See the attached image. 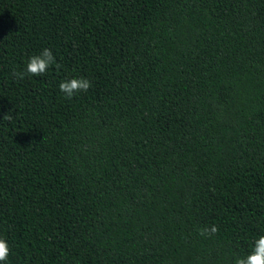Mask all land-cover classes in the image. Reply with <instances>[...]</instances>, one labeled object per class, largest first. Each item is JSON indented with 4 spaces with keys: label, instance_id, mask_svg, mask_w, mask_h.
Wrapping results in <instances>:
<instances>
[{
    "label": "trees",
    "instance_id": "1",
    "mask_svg": "<svg viewBox=\"0 0 264 264\" xmlns=\"http://www.w3.org/2000/svg\"><path fill=\"white\" fill-rule=\"evenodd\" d=\"M261 234L264 0H0L2 264H233Z\"/></svg>",
    "mask_w": 264,
    "mask_h": 264
},
{
    "label": "clouds",
    "instance_id": "2",
    "mask_svg": "<svg viewBox=\"0 0 264 264\" xmlns=\"http://www.w3.org/2000/svg\"><path fill=\"white\" fill-rule=\"evenodd\" d=\"M56 64L55 56L51 49L44 48L38 55H32L28 58L23 72H17L19 78H23L25 74L32 76L44 75L50 66ZM58 67V65H57ZM92 86L91 81L86 77H75L63 80L59 84V90L66 98L71 99L77 93L87 92ZM5 119H11L7 114L4 115ZM201 236L215 235L218 232V227L211 225L198 230ZM10 248L4 238H0V264L8 261ZM233 264H264V234H261L253 241V247L250 252L243 257L237 256Z\"/></svg>",
    "mask_w": 264,
    "mask_h": 264
}]
</instances>
